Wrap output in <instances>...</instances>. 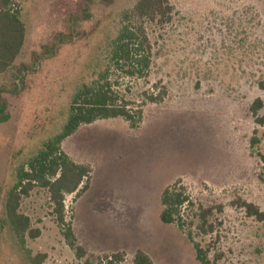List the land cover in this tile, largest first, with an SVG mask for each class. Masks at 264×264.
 <instances>
[{
    "label": "rangeland",
    "instance_id": "rangeland-1",
    "mask_svg": "<svg viewBox=\"0 0 264 264\" xmlns=\"http://www.w3.org/2000/svg\"><path fill=\"white\" fill-rule=\"evenodd\" d=\"M169 1L174 19L147 26L153 65L130 96L161 83L165 102L149 105L137 130L111 119L63 142L62 151L91 171L88 188L64 200L81 257L67 245L43 188L19 209L40 236L26 234L24 246L14 238L4 212L14 157L63 119L89 64L138 0L18 1L26 37L12 69L0 74L9 114L0 123V264H34L40 254L43 264H135L139 255L149 264H200L187 235L161 221V194L178 180L195 210L213 209L215 233L195 241L211 257L222 254L218 264H264V222L236 204L264 213V126L251 112L260 99L264 116V0Z\"/></svg>",
    "mask_w": 264,
    "mask_h": 264
},
{
    "label": "trees",
    "instance_id": "trees-1",
    "mask_svg": "<svg viewBox=\"0 0 264 264\" xmlns=\"http://www.w3.org/2000/svg\"><path fill=\"white\" fill-rule=\"evenodd\" d=\"M18 1L0 0V74L12 69L26 37L23 10ZM86 7L85 13L88 3ZM174 15L175 8L169 0H138L132 9L123 12L115 36L91 61L88 78L81 81L71 94L68 105L63 109V119L44 131L35 144H27L25 152L19 151L15 155L16 164L11 171V187L6 194L4 212L5 224L22 246L26 234L32 239L41 234L38 229H31L30 218L19 212L22 199L39 187L49 193L53 216L62 229L67 245L78 257L83 255V251L77 248L71 225L65 222L64 200L66 195L76 193L81 185H84L82 190L88 188L91 171L62 151L63 142L85 125L111 119H122L131 129L137 130L143 123L145 109L149 105L165 102L168 90L161 83L136 93L138 99L132 100L130 96L135 88L148 82L153 65L155 52L147 26L166 27L172 23ZM58 37L64 39L62 35ZM6 107V101L0 98V123L9 120ZM262 109L260 99L251 106V112L260 126H264V116H259ZM251 144H258V140L252 138ZM236 204L248 216L264 222V213L254 204L243 200H238ZM161 205V221L175 225L187 235L194 245L199 263L218 264L223 255L218 253L211 257L212 250L195 241L196 236L215 233V223L210 220L213 209L199 207L195 210L191 195L181 180L163 190ZM217 209L222 212L221 206ZM46 258L45 254H40L34 259V264H43ZM135 264H149V260L139 255Z\"/></svg>",
    "mask_w": 264,
    "mask_h": 264
}]
</instances>
